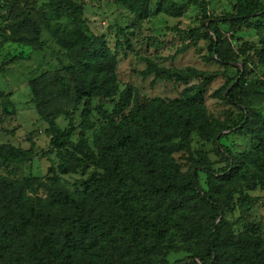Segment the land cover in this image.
I'll return each mask as SVG.
<instances>
[{
	"label": "trees",
	"instance_id": "16d2710c",
	"mask_svg": "<svg viewBox=\"0 0 264 264\" xmlns=\"http://www.w3.org/2000/svg\"><path fill=\"white\" fill-rule=\"evenodd\" d=\"M152 1L113 0L137 20L152 12L180 17L188 6L195 7L201 22L208 21L205 36L209 31L215 39L210 57L215 56L220 64L235 59L219 52L224 38L219 24L232 29L254 25L264 34V0H240L235 14L221 20H211L205 0H155L153 11ZM67 10L72 16L82 15V7L74 3H69ZM32 32L37 40L35 26ZM71 39L75 42L68 47L71 66L65 72H46L31 81L35 111L47 125L50 146L63 152L57 165L60 174L89 167L99 172L76 193L37 178L11 180L0 175V264H170L168 250H178L181 244L195 247L188 248L187 258L172 264H264V236L251 229L235 234L225 219V214L234 210L227 185L236 162L220 143L222 129L210 125L200 106L177 112L173 105L144 98L127 88L111 112L101 105L96 108L105 125L94 135L93 147L83 132L77 142L72 141L77 128L72 117L67 127H59L56 119L60 111L55 107L59 102L72 97L79 104L84 99L85 112L89 98L117 95L115 58L99 41L82 34ZM244 60V71L246 61L264 69V48ZM155 73L186 84L169 71L155 69ZM240 76L237 69L236 77L226 85L231 88L221 98L239 104V93L264 90L263 82L245 86ZM186 99L200 102L196 96ZM192 132L214 142L215 152L226 163L213 172L200 156L199 164L207 173V192L199 187L192 171L180 172L172 157L184 148ZM33 157L31 149L0 146V162L5 164L29 163ZM49 172L53 174V169ZM38 189L45 195H37ZM27 191L33 196H26Z\"/></svg>",
	"mask_w": 264,
	"mask_h": 264
},
{
	"label": "rangeland",
	"instance_id": "374dc122",
	"mask_svg": "<svg viewBox=\"0 0 264 264\" xmlns=\"http://www.w3.org/2000/svg\"><path fill=\"white\" fill-rule=\"evenodd\" d=\"M205 1L209 3L211 20H221L235 14L240 0ZM69 3L81 6L82 15H70ZM154 3L155 0L152 11ZM201 21V14L193 6H188L180 17L152 12L148 18L137 20L113 0H0V66L4 68L0 73V146L31 149L34 153L29 163L0 162V175L11 180L37 178L76 193L83 191L90 176L99 172L93 167L74 174L58 172L59 156L63 152L50 146L47 125L35 111L31 90V81L43 73L65 72L71 66L68 47L75 43L71 38L82 34L88 40L102 43L115 58L113 77L117 95L112 99L89 98L85 112L84 99L79 104L72 97L59 102L55 106L60 111L56 119L59 127H67L72 117L77 127L72 141L77 142L79 133L83 132L93 147L94 135L105 125L96 108L101 105L111 112L127 88L144 98L173 105L177 112L194 111L200 106L210 125L222 129L220 143L230 150L236 162L227 185L234 210L226 213L225 219L235 234L251 229L263 237L264 90L239 93V104L221 95L231 88L226 85L236 77L237 69L241 70L245 86L264 83V69L260 65L246 61L245 71L242 65L246 56L254 58V51L264 48V34L254 25L241 24L232 29L230 25L219 24L224 36L219 52L235 59L224 65L215 56L210 57L215 39L209 31L208 37L205 36L208 21ZM34 26L38 30L37 40L32 32ZM155 69L174 73L186 84L175 77H158ZM188 96H196L200 102L194 104L186 99ZM175 141L178 143L179 139ZM183 145L172 156L175 164L182 173L192 171L199 187L207 192V173L199 164L200 156L206 158L213 172L226 163L215 152L214 142L197 132H192ZM36 193L45 195L42 189ZM26 196L33 195L27 191ZM194 247L181 244L178 250H168V263L187 258L188 248Z\"/></svg>",
	"mask_w": 264,
	"mask_h": 264
}]
</instances>
